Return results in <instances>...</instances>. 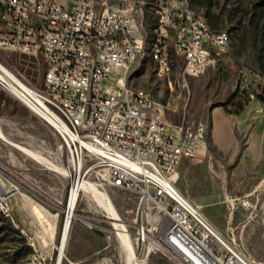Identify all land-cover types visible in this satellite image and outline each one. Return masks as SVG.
<instances>
[{"label": "built area", "instance_id": "2783aa9c", "mask_svg": "<svg viewBox=\"0 0 264 264\" xmlns=\"http://www.w3.org/2000/svg\"><path fill=\"white\" fill-rule=\"evenodd\" d=\"M150 20L157 25L155 54L164 75L167 51L182 63V78L200 77L213 49L224 51L231 40L227 31L208 29L205 12L192 13L185 0H0V48L46 65L41 85H35L0 61V91L46 121L54 134L65 129V136L55 135L57 164L92 180L102 193L122 189L139 196L128 229H134L140 253L157 252L173 264H258L177 187L181 162L208 151L204 126L168 124L163 105L148 91L133 92L127 81L141 61ZM31 39H38V47H31ZM241 91L248 101L257 100L250 84ZM256 112L264 117V104ZM6 170L0 159V211L14 223L11 200L25 193ZM78 217L76 212L73 219Z\"/></svg>", "mask_w": 264, "mask_h": 264}, {"label": "rangeland", "instance_id": "374dc122", "mask_svg": "<svg viewBox=\"0 0 264 264\" xmlns=\"http://www.w3.org/2000/svg\"><path fill=\"white\" fill-rule=\"evenodd\" d=\"M188 2L204 7L202 10L210 22L217 25L215 31H227L231 38L228 46L224 51L213 49L212 63L200 77L182 78L179 75L182 63L175 61V55L170 72L160 74L155 61L145 52L131 69L128 83L150 92L163 105L168 124L204 126L211 160L202 169L184 161L178 189L188 197L192 193L214 197L219 203L211 205L207 212L219 206L224 221L235 212L237 224L216 225L233 227L239 243L258 259H255L258 264H264V176L261 180L252 178L258 166L239 174L236 164L227 165L225 155L216 146V141L233 140L242 151H247L258 137L263 118L255 106L264 104V6L258 5V0ZM148 27L149 37L152 29ZM0 61L21 72L31 83L41 85L46 71L41 58L0 48ZM247 83L259 94L256 101L241 96L240 90ZM0 127L10 141L56 162L58 140L53 128L3 91H0ZM0 159L11 169L5 175L20 182L25 193L18 196V206L14 205L15 222L5 217V221H0V264H56L54 245L59 243L63 229L70 178L37 163L2 139ZM202 179L208 180L202 184ZM256 191L262 195L261 203ZM112 196L123 221L136 218L140 205L137 194L114 189ZM202 210L207 216L206 208ZM76 212L79 217L73 219L62 264H127L121 239L104 219L106 213L98 202L84 193ZM11 226L19 233L11 230ZM130 232L135 237L134 229ZM133 244L139 264H173L157 252L142 254Z\"/></svg>", "mask_w": 264, "mask_h": 264}, {"label": "bare ground", "instance_id": "6f19581e", "mask_svg": "<svg viewBox=\"0 0 264 264\" xmlns=\"http://www.w3.org/2000/svg\"><path fill=\"white\" fill-rule=\"evenodd\" d=\"M140 1L142 0H133V4H140ZM185 5H190L188 0H185ZM190 9L192 10V13L204 12L202 9L195 10V8L193 9L191 7ZM146 26L147 23H145V45L144 47H142L141 50V58L144 56L145 52H147V54H149L152 60L155 61V63L159 68V71L161 72V64H159L158 61L156 60V54H155L157 49V25H154L155 27L153 29V33L150 39H149L150 36L149 37L146 36L147 34ZM208 29H212L209 23H208ZM0 31H2V23H0ZM227 35L229 34L227 33ZM31 47H38V39H31ZM173 55H175L174 51H167V61H165L166 74L169 73L171 70ZM137 63L138 62H135L133 67ZM129 73L130 72L127 73V81H128ZM133 92L145 93L147 91L133 87ZM55 135L65 136V129L55 128ZM0 139L9 143L15 149L21 151L22 153H24L26 156L36 161L37 163L42 164L47 168L62 174L65 177L72 178V186L67 200V205L64 208L65 220L63 224L60 241L58 244L54 245V248L56 249L57 252L56 264H62V261L65 257V249L69 238L70 228L75 215V209L80 197V192L82 190L86 195L90 196L92 199L97 201L98 204L104 209L105 212H107V214L111 218L112 224L114 226V230L117 231V235L121 239L123 250L127 257L126 258L127 264H139V259L137 257L136 249L133 244L134 242L132 240L133 237L128 229V226L135 221L136 219L135 217H133L129 221H123L119 213L117 212V209L115 208L114 204L112 203L110 195H108L107 193H102L97 187V184H95V182L89 179H84L81 174L70 173L69 171L65 170L61 165L57 164L55 161H52L50 158L44 156L41 152L32 150L24 145L10 141L3 133L1 127H0ZM99 175L104 179H108V175L104 170H100ZM0 214H2L1 211Z\"/></svg>", "mask_w": 264, "mask_h": 264}, {"label": "crops", "instance_id": "0c3cea01", "mask_svg": "<svg viewBox=\"0 0 264 264\" xmlns=\"http://www.w3.org/2000/svg\"><path fill=\"white\" fill-rule=\"evenodd\" d=\"M251 103L252 102H250L249 104H251ZM256 108H257V106H255V110H256ZM261 118H263V119L261 121L262 125L258 129V132H259L258 137L248 147L247 151H242V149H240L237 146V143L233 140H229V142H224L221 140L216 141L217 148L219 149V151H221L225 155L224 159L226 160V164L227 165L236 164V166H237L236 171L239 172V174H241L243 171H246V169L249 172L252 168H254V167L256 168V166H258L257 174L252 176V178H256L257 180H261L264 176V117L261 115ZM210 160H211V157L208 156V152H207L205 155L201 156L196 161L184 159L181 162V164L184 161H190L194 165H196V167L198 169H202V167L206 166L207 165L206 163L209 162ZM181 164H180V167H181ZM180 167H179V177H180ZM244 173H246V172H244ZM207 180L208 179H202L201 180L202 184ZM204 188H205V186L202 187V189H204ZM256 193H257V201L259 203H261L260 201L262 199V195H261L260 191H256ZM191 197H193V198H191ZM189 198L195 204L200 205L202 207V209L206 208V212H207V209H209V207L211 205H213V204L216 205L219 203V201L215 202L214 197L209 196V195H199V194L196 195V194L192 193V196H189ZM11 201H12L13 207H15V206H18L17 204H18V201H20V200H18V196H15L12 198ZM221 210H222V208H220L219 206L214 207V210L211 213H209V211L207 212L208 215L206 217L224 235H226V236L234 235L235 237H237L233 227H229L228 229H226V227H224L222 225H216V224H237V222H236L237 216L235 215V212L230 214L228 221H224L223 218L221 217V214H220ZM14 211H15V208H14ZM72 223H73V221H72ZM65 253H66V249H65ZM254 259L258 260L256 257H254Z\"/></svg>", "mask_w": 264, "mask_h": 264}, {"label": "trees", "instance_id": "16d2710c", "mask_svg": "<svg viewBox=\"0 0 264 264\" xmlns=\"http://www.w3.org/2000/svg\"><path fill=\"white\" fill-rule=\"evenodd\" d=\"M190 4V7L191 8H195V10H198V9H202V8H204L202 5H197V6H194L193 4H191V3H189ZM258 5H260V6H264V0H258V3H257ZM205 16H206V19H207V21H208V23H209V25H210V27L213 29V30H215V27L214 26H217L214 22H210V20H209V18H208V16L205 14ZM154 20H150V23H147V26H149L148 28H151L152 29V31H150V33H149V36L151 37V35H152V32H153V29H154ZM241 91V90H240ZM257 96H259V94L257 93L256 94ZM241 96L243 97V98H245L246 96H244L243 95V93H242V91H241ZM246 100H248L247 98H246ZM0 221H5V218L2 216V214H0ZM11 230H13V231H15L16 233H19V231L18 230H16L13 226H11Z\"/></svg>", "mask_w": 264, "mask_h": 264}]
</instances>
